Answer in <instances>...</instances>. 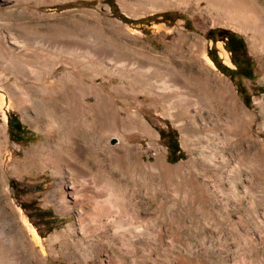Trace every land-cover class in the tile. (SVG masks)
Masks as SVG:
<instances>
[{
    "label": "rangeland",
    "instance_id": "1",
    "mask_svg": "<svg viewBox=\"0 0 264 264\" xmlns=\"http://www.w3.org/2000/svg\"><path fill=\"white\" fill-rule=\"evenodd\" d=\"M251 1L264 12V0ZM235 12L207 0H0V264H98L78 241V225L68 227L78 219L73 203L58 211L51 200L61 176L102 193L100 201L86 196L97 223L111 218L114 230L120 221L129 246L115 264H264V35L245 25L243 12L234 25ZM221 31L243 36L251 79L227 75L213 60L233 69ZM137 58L173 70L155 66L153 79L178 71L189 85L165 91L141 84L136 79L149 73L133 65ZM184 95L195 103L179 100ZM99 96L107 102L95 107ZM232 96L252 121L235 114ZM10 114L31 137H10ZM64 115H73L77 143L101 125L104 150L85 161L66 151L67 163L55 167L72 124L48 136L54 125L45 118ZM232 117L243 125V144ZM170 127L181 152L174 161ZM248 129L256 138L252 170ZM58 232L64 236L51 241Z\"/></svg>",
    "mask_w": 264,
    "mask_h": 264
},
{
    "label": "bare ground",
    "instance_id": "2",
    "mask_svg": "<svg viewBox=\"0 0 264 264\" xmlns=\"http://www.w3.org/2000/svg\"><path fill=\"white\" fill-rule=\"evenodd\" d=\"M207 1H209L211 4L221 3L224 6L227 5V6L232 7V9L236 12L232 16L233 18L231 19L232 20L231 22L236 26H240V23H241L240 17L237 14L240 15L241 12H243L242 15H244L246 17L245 25L247 27H251L254 31L262 32L264 35V12L261 8L256 6L253 1H251V0H207ZM220 47L222 48V52H221L222 55L225 57L226 61H229L228 54H227L226 50L223 48V46L221 45V43H220ZM96 55H98V54H96ZM203 55L206 58L207 62L214 65V63L210 60V58L204 52H203ZM133 61H134L133 62L134 66L136 64L138 67H140L139 69L141 71H146L147 73H149L147 76H145L143 78L142 77L141 78L136 77L137 78V79L135 78L136 81L138 80L141 84H147L150 88H153L156 86V87H158V89H161V90L175 91L177 89L181 90V89L187 88V86L189 85L187 83L186 77L183 76L178 71H175L177 73L176 78H173V77L171 78L169 76H166V77H159V78L153 79L158 72L157 68H155V66H157V67L159 66V68L161 67V68L165 69V71H167V72L169 71L171 73L170 70H172V69L167 65H159V64H156V61H151V60H147V59H143V58H137L136 60H133ZM130 62H132V61L127 60V62H125L124 65L128 66ZM174 81L177 84H175ZM179 100L184 101L185 103H187V105H191V104L195 103V100L191 99L187 95H184L181 98L179 97ZM232 101H234L233 108L236 111L235 114L238 117L240 116L242 118V120L245 119L248 122L253 120V113L252 112H250L246 108L242 107L236 101V99L233 98V96H232ZM51 102H52V99L47 101V103H51ZM96 102L97 103L94 104L95 107H96V104H97V106H103L104 102L105 103L107 102V99H105V96H99L96 99ZM173 102H175V99H171L169 103H173ZM5 103H6V101H5L4 95L0 94V106L4 105ZM98 103H99V105H98ZM197 103L198 102H196V104ZM98 115H100V114H98ZM67 116L68 115L52 116L51 118H48V117L45 118L49 121V123L54 125V126H50V128L48 127L49 128V130L47 132L48 136L52 135L51 131L53 128L58 127L59 129L60 128L62 129L63 126L68 127L69 123L72 124V127L69 128L68 133L66 134V135H68L67 143H65L63 145L64 147L62 146L63 148H60L61 151L56 153L54 155V157L52 158L55 167H58L61 162L67 161V159L69 158L68 156H70V155H68L69 152L72 155L75 153L76 155H78L80 158H82L85 161V160L89 159V155H88L89 152L94 153V152H100V151L104 150L102 148V146L100 145L99 141H100L101 136H104V133L106 132V130H104L101 125H97V128L92 133H90V131L88 129L84 130L80 136L82 138V142L81 143L78 142L79 143L78 144L77 139L75 137V135H76L75 127L76 126L74 127L75 124L73 125V123H72L73 119H74L73 115L69 118H67ZM232 120L233 121H231V126L233 128H235V133L238 136L243 125L240 122H238L236 120V118H234V117H232ZM99 124H101L100 121H99ZM233 136H234V132H233ZM74 137H75V139H74ZM72 138H73V140H72ZM246 139H247V145H246V148L244 150L246 155H247V160H248L246 165L249 169L252 170L256 164L257 151L255 149L256 148V138L251 134L250 129H248L246 132ZM64 140H66V138ZM243 140H245L243 137L238 136L237 144H243L244 143ZM64 151L65 152L68 151V153L67 152L64 153ZM70 161H69V163L72 164V166L77 167L76 164L71 163ZM84 170L86 171V168ZM55 172L58 173L57 171H55ZM88 172L89 171H87V173ZM98 180H100V179H98ZM68 182H67V180H65V178L63 176H61L60 182L58 183L57 189L55 190L58 192L59 197L58 198L52 197L51 200L55 202L58 211H65L66 209L71 208V205L73 203V207H75L74 209H76V212H77L76 214L78 216V219H77V222L69 223L68 227L70 228V230H75L76 225H78L77 228L79 229L78 233L80 235L78 241L80 243L86 245V247L93 249V251L96 254L95 256L97 258L98 264H115L117 261L119 263V260L121 259L120 254L126 253L124 251L129 246L128 245L129 241L127 242V240L123 236V234H121L118 231V228L122 227V225L120 224V221L118 224V228L116 229L114 227L115 228L114 230L111 229V222H110L111 218L110 219L107 218L104 220L100 219V222L97 223L96 218L94 216L95 214H97V212H95V211L91 212L90 211V205H91L89 202L90 199L88 200L86 198V196L91 198L92 200L100 201V197H103L102 193H98L99 191L96 192L95 190L90 189V187H88L87 185H84V184L77 185L74 183L75 185L71 186L73 184L72 183L73 181H70V185H68ZM90 183H92V182H90ZM95 188H96V186H95ZM110 195H111V193L109 195H107V197L110 198L109 197ZM100 207L102 208V207H104V205H101ZM97 210H99V209H97ZM104 210H106V209H104ZM98 214L100 216H102L103 212H99ZM138 217L139 216H136L135 219L138 220L139 219ZM136 229H138V228L136 227ZM31 231H32V236H33L35 244L37 246H39L44 253H46L47 249L45 248L43 238L38 234L37 230L34 227L31 228ZM134 235H136L139 238L140 233L134 234ZM63 236H64V232H58L57 234L52 236L50 238V240L55 241V240H58L60 237H63ZM138 242H139V240H138ZM67 243H68V239L66 241H64L66 248L70 247L69 244H67ZM261 257H263V256H261ZM245 264H255V263H254V260H252V259L248 260L247 259V261H245Z\"/></svg>",
    "mask_w": 264,
    "mask_h": 264
},
{
    "label": "trees",
    "instance_id": "3",
    "mask_svg": "<svg viewBox=\"0 0 264 264\" xmlns=\"http://www.w3.org/2000/svg\"><path fill=\"white\" fill-rule=\"evenodd\" d=\"M232 34L234 36L238 37L243 42L245 50H246V45H245L243 36L238 34V33H235V32H232ZM225 46H226V49H228V51L232 50V47L229 45V43L225 42ZM210 50H211L210 51V55H211V53L213 52V49H210ZM211 57H212V55H211ZM213 60L215 61V63L219 67V69H221L222 72H224L225 74L231 75V72L234 71V69H230L226 65L219 63V61L216 57L213 58ZM251 73L246 75V77L251 79L252 78ZM7 125H8V133H9L10 137L15 141H18V142L22 141L20 136L25 135L26 133H28L30 137L32 136V133L25 131V128L23 127L22 123L17 118V116L14 114H10L8 116ZM167 133L170 134V136L168 139H166V144H167V146H168V148L172 154L170 159L174 161V160H176V158L174 157L175 154H177V156H181L180 155L181 154L180 147H179V143L177 140V134H176V131L172 127L168 128ZM160 135L163 138V136H162L163 131H161V130H160ZM45 213L47 216H52V217L54 216L53 213L51 212V210H48Z\"/></svg>",
    "mask_w": 264,
    "mask_h": 264
},
{
    "label": "flooded vegetation",
    "instance_id": "4",
    "mask_svg": "<svg viewBox=\"0 0 264 264\" xmlns=\"http://www.w3.org/2000/svg\"><path fill=\"white\" fill-rule=\"evenodd\" d=\"M222 34L223 36L225 35V42L229 43V45L232 47L230 53L232 55V64L234 71L231 72L230 76H234V74H237L240 77L249 79L248 77H246V75L252 72V61L246 53L243 42L238 37L234 36L232 34V31H223ZM169 136L170 134L167 133V139L169 138Z\"/></svg>",
    "mask_w": 264,
    "mask_h": 264
},
{
    "label": "water",
    "instance_id": "5",
    "mask_svg": "<svg viewBox=\"0 0 264 264\" xmlns=\"http://www.w3.org/2000/svg\"><path fill=\"white\" fill-rule=\"evenodd\" d=\"M221 34V32H219V35Z\"/></svg>",
    "mask_w": 264,
    "mask_h": 264
}]
</instances>
